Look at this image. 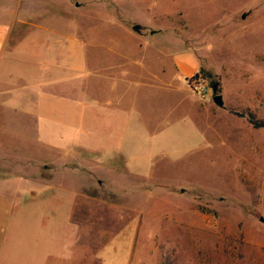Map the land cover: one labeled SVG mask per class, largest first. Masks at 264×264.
Instances as JSON below:
<instances>
[{
  "label": "rangeland",
  "instance_id": "1",
  "mask_svg": "<svg viewBox=\"0 0 264 264\" xmlns=\"http://www.w3.org/2000/svg\"><path fill=\"white\" fill-rule=\"evenodd\" d=\"M37 1L86 22V52L98 50L102 65L121 64L123 51L149 70L163 68L155 81L175 87L133 94L135 121L161 131L143 152L134 145L126 154L138 169L30 147L37 158L53 157L67 190L22 202V259L52 246L62 253L48 264H264V125L247 117L264 120V0ZM178 53L196 63L186 78L176 76ZM195 73L219 82L223 104L191 90ZM11 141L0 137V145ZM64 160L70 167L58 165Z\"/></svg>",
  "mask_w": 264,
  "mask_h": 264
},
{
  "label": "crops",
  "instance_id": "2",
  "mask_svg": "<svg viewBox=\"0 0 264 264\" xmlns=\"http://www.w3.org/2000/svg\"><path fill=\"white\" fill-rule=\"evenodd\" d=\"M51 7L37 0H0V137L12 140L0 145V264H48L54 252L62 253L51 246L40 258L36 251L21 257L17 218L22 202L67 190L66 178L54 177L53 157L37 158L30 147L39 145L52 154L91 152L95 161L138 169L126 154L137 152L134 145L143 152L148 139L161 131L148 132L142 120L135 121L133 94L146 86L175 87L155 81L163 68L149 70L123 51H117L121 64L102 65L98 50L91 56L86 52L89 34L80 27L86 22ZM125 60L135 65L126 66ZM174 63L181 78L196 68L185 53H178ZM185 90L183 99L190 102L193 93ZM21 138L29 144L22 146ZM68 162L58 165L70 167Z\"/></svg>",
  "mask_w": 264,
  "mask_h": 264
},
{
  "label": "built area",
  "instance_id": "3",
  "mask_svg": "<svg viewBox=\"0 0 264 264\" xmlns=\"http://www.w3.org/2000/svg\"><path fill=\"white\" fill-rule=\"evenodd\" d=\"M188 85L202 99L212 98V96L208 95V91L211 88L210 85L205 83L200 76H191Z\"/></svg>",
  "mask_w": 264,
  "mask_h": 264
},
{
  "label": "water",
  "instance_id": "4",
  "mask_svg": "<svg viewBox=\"0 0 264 264\" xmlns=\"http://www.w3.org/2000/svg\"><path fill=\"white\" fill-rule=\"evenodd\" d=\"M242 16H245V13H243ZM133 28L138 30L140 28V25L138 23H134ZM210 87L212 90V100L217 104H223L222 94L218 90L219 82L218 81L211 82Z\"/></svg>",
  "mask_w": 264,
  "mask_h": 264
},
{
  "label": "trees",
  "instance_id": "5",
  "mask_svg": "<svg viewBox=\"0 0 264 264\" xmlns=\"http://www.w3.org/2000/svg\"><path fill=\"white\" fill-rule=\"evenodd\" d=\"M196 75H198V73H195L193 76H196ZM237 113H240L241 115H243V112H237ZM247 117H248V120L251 121L254 126L264 125V120L255 119L251 112L248 113Z\"/></svg>",
  "mask_w": 264,
  "mask_h": 264
}]
</instances>
